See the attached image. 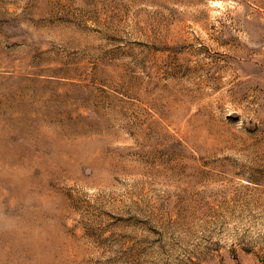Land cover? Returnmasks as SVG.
I'll list each match as a JSON object with an SVG mask.
<instances>
[{
    "label": "rangeland",
    "instance_id": "rangeland-1",
    "mask_svg": "<svg viewBox=\"0 0 264 264\" xmlns=\"http://www.w3.org/2000/svg\"><path fill=\"white\" fill-rule=\"evenodd\" d=\"M0 264H264V0H0Z\"/></svg>",
    "mask_w": 264,
    "mask_h": 264
}]
</instances>
